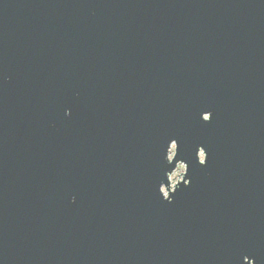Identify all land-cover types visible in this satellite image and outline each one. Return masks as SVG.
I'll return each mask as SVG.
<instances>
[{"label":"water","instance_id":"obj_1","mask_svg":"<svg viewBox=\"0 0 264 264\" xmlns=\"http://www.w3.org/2000/svg\"><path fill=\"white\" fill-rule=\"evenodd\" d=\"M0 264H264V0H0Z\"/></svg>","mask_w":264,"mask_h":264},{"label":"rangeland","instance_id":"obj_2","mask_svg":"<svg viewBox=\"0 0 264 264\" xmlns=\"http://www.w3.org/2000/svg\"><path fill=\"white\" fill-rule=\"evenodd\" d=\"M180 166H181V164L177 167L176 171H175V172L171 175V177H170L172 187H174V185H175L176 183H178L179 181H181V180L183 179V176H184V175H182V174L185 173V171H186V167H185V165H184V169H183V171H180ZM181 173H182V174H181ZM178 175H179V176H178ZM164 192H165V194H167V191L165 190V188H164Z\"/></svg>","mask_w":264,"mask_h":264},{"label":"clouds","instance_id":"obj_3","mask_svg":"<svg viewBox=\"0 0 264 264\" xmlns=\"http://www.w3.org/2000/svg\"><path fill=\"white\" fill-rule=\"evenodd\" d=\"M176 148H177V145L175 143H173V145H172V151H173V153H175ZM200 158H201V160H204V153L203 152H201V157ZM183 169H184V165L181 164L180 171H183Z\"/></svg>","mask_w":264,"mask_h":264}]
</instances>
